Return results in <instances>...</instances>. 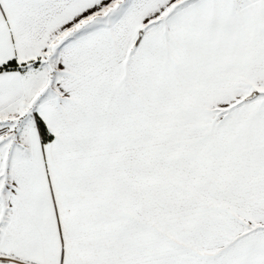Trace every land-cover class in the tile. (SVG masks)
I'll return each mask as SVG.
<instances>
[{"label":"snow or ice","instance_id":"1","mask_svg":"<svg viewBox=\"0 0 264 264\" xmlns=\"http://www.w3.org/2000/svg\"><path fill=\"white\" fill-rule=\"evenodd\" d=\"M0 264H264V0H0Z\"/></svg>","mask_w":264,"mask_h":264}]
</instances>
